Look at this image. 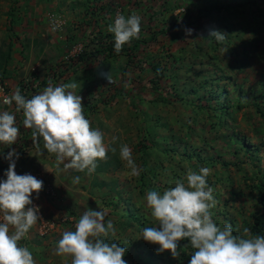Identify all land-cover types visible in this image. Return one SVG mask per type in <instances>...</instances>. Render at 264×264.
<instances>
[{"label":"rangeland","instance_id":"374dc122","mask_svg":"<svg viewBox=\"0 0 264 264\" xmlns=\"http://www.w3.org/2000/svg\"><path fill=\"white\" fill-rule=\"evenodd\" d=\"M183 1L197 7L236 3L212 24L225 33V40L212 47L206 33L190 28L194 31L189 34L188 27L173 28L183 39L172 40L169 33L148 39L152 28L168 26L181 10L150 16L149 0H0V94L10 96L27 79L36 86V76L47 73L54 85L76 83L85 117L104 133L105 144L116 148L91 173L57 166L55 154L47 151L41 153L44 166L37 165L35 155L34 161L24 162L30 163V175L41 177L42 188L51 190L38 196L34 192L50 227L41 232L39 219L19 242L36 264H71V257L55 253V243L62 232L74 230L88 209L103 210L105 220L113 221L116 236L109 239L126 248L127 264H189L187 238L178 242L179 256L173 258L140 235L143 227L155 224L146 193L162 192L189 169L200 167L212 170L207 182L217 201L212 210L216 222L231 224L236 235H250L243 232L246 222L252 223V214L261 211L251 185L264 172V1L258 3L262 15L257 17L248 2L238 5L240 0ZM133 12L141 17L139 38L146 35L148 41L132 51L131 62L125 53L89 56L64 82L51 77L57 66H74L79 48L97 30L114 37L108 26L117 13L127 17ZM246 20H258L254 32ZM154 82L159 89L151 87ZM34 94L27 90V98ZM222 102L228 109L219 116L214 108ZM13 114L21 116L19 126L25 132L22 111ZM114 136L118 139L113 143ZM20 141L33 145L29 139ZM122 144L131 148L135 164L143 169L139 177L120 158ZM76 176L78 184L72 182Z\"/></svg>","mask_w":264,"mask_h":264},{"label":"clouds","instance_id":"9594fccd","mask_svg":"<svg viewBox=\"0 0 264 264\" xmlns=\"http://www.w3.org/2000/svg\"><path fill=\"white\" fill-rule=\"evenodd\" d=\"M108 31L114 34V50L119 54L126 43L139 39L141 17L134 12L127 17L117 13ZM186 31L190 34L192 30ZM208 37L223 42L225 33L210 28ZM77 87L76 83L53 85L49 81L31 98L17 87L10 96H3L2 103L14 104L16 112L22 111L23 125L32 130L33 144L39 148L42 138L43 148L55 154L57 166L91 173L98 161L107 159L109 150L115 153L116 148L110 149L104 133L85 117ZM18 136L15 115L0 111V144L12 145ZM117 139L112 137V142ZM119 155L131 175L139 177L143 169L135 164L127 144L119 146ZM14 156L18 158L14 149L5 156L9 166L6 179L0 180V264H36L29 248L19 242L40 219L39 207L31 206V197L34 192L38 196L43 182L30 174L18 175ZM211 171L208 167L189 169L174 186L162 192L148 191L145 201L155 224L143 227L140 237L158 244L157 252L169 250L173 258L179 256L178 242L187 238L192 249L189 264H264V236L236 235L231 224L220 225L214 219L212 210L217 201L207 182ZM72 182L78 184L80 177H73ZM106 215L103 210L84 211L74 230L62 232L55 253L71 257V264H127L123 259L126 248L109 239L116 236V228L112 220H105ZM243 232L249 233V229Z\"/></svg>","mask_w":264,"mask_h":264},{"label":"trees","instance_id":"16d2710c","mask_svg":"<svg viewBox=\"0 0 264 264\" xmlns=\"http://www.w3.org/2000/svg\"><path fill=\"white\" fill-rule=\"evenodd\" d=\"M149 1L153 2V4L149 6L151 8L150 16H153L154 14L157 13H164L165 11H168L170 9H181L178 15H176L175 17H173V19L169 21L168 26L160 27L156 24L155 27H160V28H158L156 31L152 28L151 30L152 32H150V34L147 36L148 39L150 40H154L157 37L158 33H163V34L169 33L170 37H172V40H175L176 38L183 39L184 36H182L180 31L178 30L173 31V28H179V27H184V28L188 27L189 29L193 28L194 30L200 33H206L208 37V30L210 28L215 29V27H212V24L217 20L218 17H221L220 13L222 11L229 12L230 7L236 5V3L235 4L223 3L213 6L210 5L206 7H197L192 2L189 3L183 0H149ZM260 1H264V0H240L237 3L239 5L244 2H248L251 5L250 9L252 8L255 9L254 16L257 17L262 15L261 10L258 7V3ZM157 2L159 5H157ZM243 13L245 14V11H243ZM261 20L264 22L263 16L261 17ZM257 21L258 20H252V22L250 23L248 20L245 21V25L247 26L249 31L254 32L256 30L254 24L257 25L258 23ZM149 26L151 25L149 24ZM193 29L191 30L194 31ZM85 34L86 37L87 36L89 37L90 35H92V32L91 34L88 33ZM145 37L146 35H144V39L142 38L132 39L131 40V42L133 43L132 46L127 47L126 46L127 43H126L122 47V50L119 54L125 53L128 57V61L131 62L132 51L139 49L140 47L139 45L141 43H147L148 39H146ZM211 39H213L212 47L218 46L219 43H221L215 41L214 38ZM88 40L89 42H87L86 46H83L82 48H80V51L77 52L75 56L76 63L74 64V66H70V64H64L62 66L60 65V67L57 66L51 71V77L52 78L55 77L53 79L55 80L57 79L58 81L61 79L60 81L64 82V80L67 77V73L69 71L75 72L77 69H79L83 61H85V59L89 56L96 58L100 54H104L107 56L117 55V53L114 50V37H111V35L108 34L103 35L101 30H97L95 36L89 38ZM142 50L143 48L141 47V51ZM155 65L156 64H154V66ZM70 67L72 68L71 70ZM36 77L37 79L39 78V80L36 82V86H34L35 84L30 82V80L28 79L25 80L24 82L23 81L21 82V86H20L21 94L24 95L25 97H27V90H32L35 94H37L39 93V90L47 87L48 82L51 81L49 73L43 74L41 79L39 75H37ZM151 87L153 89H159V85L156 82L152 83ZM227 109L228 106L224 102H222V104L214 108L216 114L219 116L222 113H224V111ZM251 189L257 190L258 193L257 202L261 206V211L254 212L252 214V218H253L252 223L249 224L246 222V226L249 229L251 236H256V235L264 236V172L262 173L261 177L258 179L257 183L255 185L254 184L251 185Z\"/></svg>","mask_w":264,"mask_h":264},{"label":"crops","instance_id":"0c3cea01","mask_svg":"<svg viewBox=\"0 0 264 264\" xmlns=\"http://www.w3.org/2000/svg\"><path fill=\"white\" fill-rule=\"evenodd\" d=\"M14 91V90H13ZM13 91L11 90L10 93H13ZM4 95H9L8 93H5V92H2L0 94V100L3 99V96ZM0 111H4V110H7L11 113H13L15 111V106L14 104L9 106V105H4L2 103V101L0 102ZM15 115V118H16V125L17 127L19 128V136L16 140V142H14L12 145H3V144H0V180H3V179H6L4 173L5 171L7 170L8 166H9V161L7 159H5V156L7 155L8 152L12 151L13 149L15 150L16 153H18V158L17 157H13L14 161H15V172L18 174V175H23V174H30V170H31V167L29 166L30 163H24L26 162L27 160H31V161H34V157H31V156H36L37 157V165L40 166V165H43L44 166V163H46L47 161H45V158L41 155V153L43 152H46L47 150H45L43 148V140L41 138L40 140V144H39V148H37L36 145H28L29 147H27V145H22V142L20 141L21 139H29L32 141V136H31V129H27L25 132H22L20 130V124H19V120L18 119H21V116H19L17 118V115ZM25 147V148H24ZM26 149V150H25ZM23 150H25L24 152H22ZM38 154L41 155V157L38 156ZM25 157V158H22V157ZM24 160V161H23ZM40 176L43 175V173H39ZM35 177V176H34ZM37 179H40L41 177H35ZM41 204V203H40Z\"/></svg>","mask_w":264,"mask_h":264},{"label":"built area","instance_id":"2783aa9c","mask_svg":"<svg viewBox=\"0 0 264 264\" xmlns=\"http://www.w3.org/2000/svg\"><path fill=\"white\" fill-rule=\"evenodd\" d=\"M80 49V48H79ZM41 193H43V194H48V193H51V190H50V187H45V188H42L41 190ZM34 198H35V193H33L32 194V197H31V199H32V205L31 206H36V201L34 200ZM38 215H39V217H40V222L42 223V227H41V232L43 231H46L47 229H48V227H50V223H48V222H45L44 220H43V218L41 217V214L38 212Z\"/></svg>","mask_w":264,"mask_h":264}]
</instances>
